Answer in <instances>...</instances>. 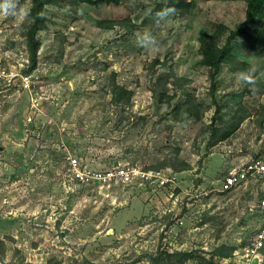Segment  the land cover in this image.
I'll use <instances>...</instances> for the list:
<instances>
[{"label": "rangeland", "instance_id": "1", "mask_svg": "<svg viewBox=\"0 0 264 264\" xmlns=\"http://www.w3.org/2000/svg\"><path fill=\"white\" fill-rule=\"evenodd\" d=\"M32 1L5 0L0 13V56L16 72L29 59ZM42 1L29 87L17 76L0 85V264H227L264 218V176L219 191L230 170L264 161V30L234 40L237 61L221 65L214 93L198 37L236 29L246 0H186L159 25L152 9L164 0ZM143 30L158 50L137 46ZM248 69L253 80L242 83ZM112 84L130 91L127 103L113 101ZM215 106L217 127L245 117L208 145ZM67 152L98 168L161 170L165 185L77 184L63 172ZM259 253L264 264V245Z\"/></svg>", "mask_w": 264, "mask_h": 264}, {"label": "trees", "instance_id": "2", "mask_svg": "<svg viewBox=\"0 0 264 264\" xmlns=\"http://www.w3.org/2000/svg\"><path fill=\"white\" fill-rule=\"evenodd\" d=\"M77 2H84L88 4H96L99 1H105L107 3L117 4L120 0H75ZM189 1L186 0H164L155 5L152 9V13L162 9L166 6L175 8L176 13L186 12L189 8ZM43 1L33 0L32 5L28 10L29 22L24 32L25 45L28 52V66L26 72H30L36 64V53L39 46V41L36 38V33L41 30L45 17L42 14ZM109 21H97L98 26L110 27ZM259 26L264 30V0H246L245 17L244 20L238 24L237 28L230 30L225 35V26L219 24L218 28L213 32H203L198 37V53L201 55V64L207 67L208 78L210 81L209 90L214 93L216 75L223 63L231 64L236 63L237 59L234 56V40L238 37L246 38V40H254L250 34V30L253 26ZM262 42H259L261 44ZM257 53V52H255ZM111 95L115 103L125 104L130 97V91L126 90L122 86L117 84L111 85ZM156 92V90L154 89ZM160 97V96H159ZM189 99L186 101L188 103ZM185 103V104H186ZM194 106L191 103L186 105V109L193 116H197V111L194 110ZM220 107L215 106L214 113L211 116V122L208 124L209 140L208 145H212L217 141L224 139L228 136L241 122L245 114L244 112L236 114L234 112L230 116V123L225 127H217L214 125L216 118H221ZM182 169V168H181ZM225 257V254H224Z\"/></svg>", "mask_w": 264, "mask_h": 264}, {"label": "built area", "instance_id": "3", "mask_svg": "<svg viewBox=\"0 0 264 264\" xmlns=\"http://www.w3.org/2000/svg\"><path fill=\"white\" fill-rule=\"evenodd\" d=\"M6 60L0 56V85L14 84L17 76L21 85L29 87L31 74L25 70L28 66V59L26 58L19 66V72L10 69L6 66ZM23 71V72H21ZM33 101L31 107H36L38 101L31 98ZM31 120V116H27V121ZM63 172L68 178L77 184L81 185H98L102 187H109L113 184L127 185L137 182L142 187L165 185V179L161 170L152 168H145L140 164H122L113 167L98 168L88 164L80 156L74 153L67 152L64 154ZM253 174H260L264 176V161L260 158L252 159L250 162L244 164L241 168L233 169L226 174L219 186V191H226L231 186L245 181ZM257 207L264 213V196L258 201ZM264 245V218L262 226L252 237L249 245L242 248L243 250L235 249L225 259L227 264H253L260 262L259 252ZM256 263V264H257Z\"/></svg>", "mask_w": 264, "mask_h": 264}, {"label": "clouds", "instance_id": "4", "mask_svg": "<svg viewBox=\"0 0 264 264\" xmlns=\"http://www.w3.org/2000/svg\"><path fill=\"white\" fill-rule=\"evenodd\" d=\"M5 0H0V13H5L7 10L3 6ZM175 8L171 6H166L162 9L157 10L154 13V23L159 25L163 20H165L168 16L175 13ZM135 42L137 46L148 49V50H158V44L155 39V36L150 30H143L137 32L135 35ZM242 83H251L253 77L251 75V69L242 70L239 76Z\"/></svg>", "mask_w": 264, "mask_h": 264}, {"label": "water", "instance_id": "5", "mask_svg": "<svg viewBox=\"0 0 264 264\" xmlns=\"http://www.w3.org/2000/svg\"><path fill=\"white\" fill-rule=\"evenodd\" d=\"M256 260L253 261V264H255Z\"/></svg>", "mask_w": 264, "mask_h": 264}]
</instances>
